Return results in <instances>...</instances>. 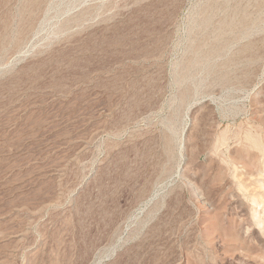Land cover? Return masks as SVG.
Returning a JSON list of instances; mask_svg holds the SVG:
<instances>
[{
  "label": "rangeland",
  "instance_id": "374dc122",
  "mask_svg": "<svg viewBox=\"0 0 264 264\" xmlns=\"http://www.w3.org/2000/svg\"><path fill=\"white\" fill-rule=\"evenodd\" d=\"M0 264H264V0H0Z\"/></svg>",
  "mask_w": 264,
  "mask_h": 264
}]
</instances>
